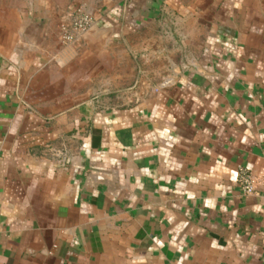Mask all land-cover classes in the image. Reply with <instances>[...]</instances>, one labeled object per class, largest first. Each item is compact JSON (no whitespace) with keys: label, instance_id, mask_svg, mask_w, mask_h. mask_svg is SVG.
<instances>
[{"label":"crops","instance_id":"crops-1","mask_svg":"<svg viewBox=\"0 0 264 264\" xmlns=\"http://www.w3.org/2000/svg\"><path fill=\"white\" fill-rule=\"evenodd\" d=\"M48 2L0 0V264H264V0Z\"/></svg>","mask_w":264,"mask_h":264},{"label":"rangeland","instance_id":"rangeland-1","mask_svg":"<svg viewBox=\"0 0 264 264\" xmlns=\"http://www.w3.org/2000/svg\"><path fill=\"white\" fill-rule=\"evenodd\" d=\"M19 1H23V0H19ZM48 5L49 8L52 10V12H54L55 14L58 13H66L67 11V7L68 4L72 1V0H48ZM111 0H81V3L85 6L86 10L89 12H95L99 9L104 8V6ZM13 8V7H11ZM64 18H66V16H64ZM68 19V17H67ZM68 23V20H66ZM78 35H75V38L72 42L67 43V44H71L74 43L76 41V39ZM107 49H106V59L104 61H101L100 59V55H98V53H94L89 55V58L92 57L90 64V70L91 72L93 71L94 74L93 77L89 80L90 84L87 88H89L92 91H97L100 93H118L121 90H127L129 88V86L123 85V82L129 83L128 80H123L121 85H113V84H104L103 82L105 81H110L109 79L112 80L113 76H114V67H115V59H117L119 57L118 54V50L114 49V45L113 42L111 40H109L107 38V40L105 41ZM137 46H142L145 45V37L141 38V41H138ZM140 54V53H139ZM124 58H127L126 60H122L123 63V68L126 69V77H128L129 79V75L133 74L132 70L130 69L131 66H133L134 62L130 63V60L132 59L130 57L129 54H122L121 55ZM139 56V55H138ZM141 63L144 60V57H141ZM105 62V63H104ZM87 49L85 50V75L87 77V73H86V67L87 65ZM102 69H104V72H102ZM90 76V75H89ZM103 76V77H102ZM125 77V78H126ZM99 81H98V79ZM124 78V76H123Z\"/></svg>","mask_w":264,"mask_h":264},{"label":"built area","instance_id":"built-area-1","mask_svg":"<svg viewBox=\"0 0 264 264\" xmlns=\"http://www.w3.org/2000/svg\"><path fill=\"white\" fill-rule=\"evenodd\" d=\"M68 23L61 27V42L64 45L74 40L75 35L87 33L94 24V18L84 12L80 7H74L68 16ZM238 185L243 195H252L256 185L246 169L238 170Z\"/></svg>","mask_w":264,"mask_h":264}]
</instances>
